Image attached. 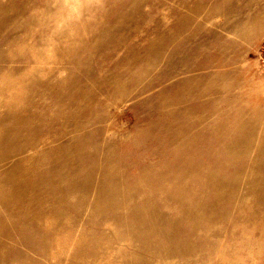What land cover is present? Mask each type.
Returning <instances> with one entry per match:
<instances>
[{
	"label": "rangeland",
	"instance_id": "374dc122",
	"mask_svg": "<svg viewBox=\"0 0 264 264\" xmlns=\"http://www.w3.org/2000/svg\"><path fill=\"white\" fill-rule=\"evenodd\" d=\"M0 264H264V0H0Z\"/></svg>",
	"mask_w": 264,
	"mask_h": 264
}]
</instances>
